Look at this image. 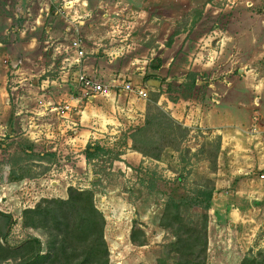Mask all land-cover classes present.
<instances>
[{"label": "rangeland", "instance_id": "1", "mask_svg": "<svg viewBox=\"0 0 264 264\" xmlns=\"http://www.w3.org/2000/svg\"><path fill=\"white\" fill-rule=\"evenodd\" d=\"M80 76L109 94L85 98ZM154 95L191 125L159 160L133 153L130 140ZM65 105L62 117L55 108ZM87 145L102 149L90 161ZM261 175L264 0H0V211L14 220L9 246L29 236L44 245L41 230L22 226V211L66 199L73 187L92 191L105 217L109 264H156L173 241L159 225L164 204L183 203L195 224L204 211L188 201L213 186L206 264H238L264 250ZM133 222L145 246L130 243Z\"/></svg>", "mask_w": 264, "mask_h": 264}, {"label": "trees", "instance_id": "2", "mask_svg": "<svg viewBox=\"0 0 264 264\" xmlns=\"http://www.w3.org/2000/svg\"><path fill=\"white\" fill-rule=\"evenodd\" d=\"M169 40L166 47L172 42ZM193 82V81H192ZM159 95L147 104L144 124L131 135V149L142 157L159 160L168 145L179 144L189 134V128L174 119L158 105ZM220 146L217 147V153ZM102 149L87 145L84 157L93 160ZM216 153V154H217ZM216 156L211 164L216 168ZM214 188L196 192L188 205L201 208L204 213L195 224L182 215L183 203L169 199L163 207L160 226L169 230L173 241L156 260V264H206L207 259V211L210 208ZM264 206V201L262 202ZM14 220L10 214L0 211V264H109V251L104 239L105 217L94 203L90 190L73 187L67 189L66 199L43 198L33 208L22 211V226L41 230L46 236L43 245L38 238L29 236L18 246H9L7 237ZM129 241L132 245H146L144 232L133 222ZM239 264H264V250L249 253Z\"/></svg>", "mask_w": 264, "mask_h": 264}, {"label": "built area", "instance_id": "3", "mask_svg": "<svg viewBox=\"0 0 264 264\" xmlns=\"http://www.w3.org/2000/svg\"><path fill=\"white\" fill-rule=\"evenodd\" d=\"M72 46L75 48V52L77 53V55L80 58H82L83 51H82L81 44L79 43V41L77 40L73 41ZM78 81L84 89L85 98H88V99L93 98L95 97L96 94L105 95V96L109 94V89L106 86L95 83L92 81V79L86 76H80ZM122 87L124 91L131 90L130 86L128 85H124ZM137 94L143 100L147 98V93L144 90H138ZM55 111L57 112L58 115H61L63 117L65 114H67L70 111V106L65 105V106H62L61 108H55ZM260 178L263 179L264 175H261Z\"/></svg>", "mask_w": 264, "mask_h": 264}, {"label": "crops", "instance_id": "4", "mask_svg": "<svg viewBox=\"0 0 264 264\" xmlns=\"http://www.w3.org/2000/svg\"><path fill=\"white\" fill-rule=\"evenodd\" d=\"M173 46V45H172ZM195 60H197V59H195ZM215 109H217V108H215ZM204 111V110H203ZM205 112L206 111H204L203 113H202V116H200L199 117V121H195V125H198V127H200L201 126V124H202V122H204L205 121V118H204V114H205ZM140 117H142L141 115H139ZM173 117V116H172ZM174 118V117H173ZM216 118V117H215ZM174 119H176L177 121H179L180 123H182L183 125H185V126H187V127H191V125L190 124H187L186 123V120L182 117V118H179V117H176V118H174ZM142 123H143V121H142ZM194 125V124H193ZM129 151V150H128ZM133 153H135V152H133ZM135 154H137V153H135ZM138 155H140V154H138ZM140 157H141V155H140ZM142 159V158H141ZM239 264V263H238Z\"/></svg>", "mask_w": 264, "mask_h": 264}, {"label": "water", "instance_id": "5", "mask_svg": "<svg viewBox=\"0 0 264 264\" xmlns=\"http://www.w3.org/2000/svg\"><path fill=\"white\" fill-rule=\"evenodd\" d=\"M11 66L12 67H15L16 66V63L15 62H11ZM9 131H10V129H9Z\"/></svg>", "mask_w": 264, "mask_h": 264}]
</instances>
